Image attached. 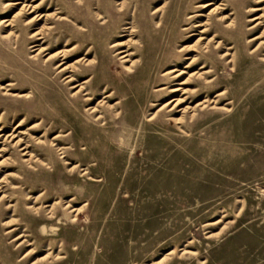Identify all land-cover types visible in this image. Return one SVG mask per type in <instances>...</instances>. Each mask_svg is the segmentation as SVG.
<instances>
[{"label":"rangeland","instance_id":"obj_1","mask_svg":"<svg viewBox=\"0 0 264 264\" xmlns=\"http://www.w3.org/2000/svg\"><path fill=\"white\" fill-rule=\"evenodd\" d=\"M13 1L0 0V18L10 19L17 12L19 5H11ZM49 1L43 11L59 10L67 24L58 16L48 20L52 27L46 31L43 44L52 49L47 53L64 48L67 40L78 35L80 27L89 29L83 39L92 42L67 59L60 56L56 62L46 64V57H30L35 53L27 45L30 28L21 16L12 27L0 24V148L5 147L0 152V161L5 159L0 162V196H7L0 199V264H264V63L258 59L264 51L251 58L248 44L241 40L237 70L219 66L217 74L210 76H218L217 88L210 96L226 87L225 96L215 109L197 110L192 117L185 114L178 125L168 119L171 112L167 109L149 119L171 98L169 93L157 95L149 86V72L154 64L164 60L161 50L155 49L157 39L158 46L171 35L180 40L178 44H192L197 35L190 34L198 32L193 25L206 17H210L209 22L221 39L231 42L240 37L239 33L224 28L214 14L206 15L210 7L200 6L208 0L188 2L191 11L185 10L183 17L194 15L196 19L186 20L177 28L172 23L181 0H126L138 7L136 29L143 28L129 46L138 68L135 75L128 77L121 59L109 46L114 34L120 40L128 37L124 27L129 25L136 8L131 6L125 15L128 18H123L116 12L114 0ZM219 2L225 4L224 14L246 31L244 38L262 31L264 17L261 25L255 27L251 26L258 20H247L261 13L249 8L262 7L264 2ZM164 3L163 15L158 13L151 18L153 8ZM48 5L51 7L46 9ZM102 7L111 11L113 19L105 28H99L102 20L96 15L99 11L109 16ZM231 11L233 15L229 14ZM77 12L76 23L71 15ZM157 20L163 21L165 27L159 32ZM41 24L42 20L35 26ZM10 31L22 40L18 46L14 34L4 38ZM77 43L72 40L68 46ZM92 44L97 58L91 60V52L87 60L92 63L85 65L82 61L72 69L79 81L94 77L88 85L93 94L91 104L102 99L101 89L106 83L124 99L119 122L105 105L100 107L109 123L108 128L102 129L100 122L86 116L82 97L70 96L69 85L63 80L66 73L56 75L59 69L55 68L60 61L69 63L84 55ZM185 61L183 56L175 62L182 68ZM7 83L10 85L5 86ZM195 84L196 81L191 86ZM72 117L80 124L72 127ZM62 125L64 134L71 135L57 143L68 146L67 161L81 165L74 171H69L70 165L64 163L55 147L48 152L36 143V138L43 139V133L52 138ZM113 128L117 130L115 139ZM10 133L19 135L44 162H54V168L36 164L35 171L26 173L23 166L16 165L18 161L22 164L19 151L12 146L16 137L3 140ZM85 167L89 173L81 171ZM22 177L24 182H19ZM42 191L34 202L33 197ZM70 197L71 206L79 208L73 221L62 207L57 210L56 219H31L27 204L41 206ZM12 204L13 210L8 206ZM6 221L14 223L11 227L17 226L18 230L5 233L11 228ZM41 224L46 227L42 233ZM51 226L55 227L54 232ZM20 233L26 235L12 241ZM56 253L59 258L54 259Z\"/></svg>","mask_w":264,"mask_h":264},{"label":"bare ground","instance_id":"obj_2","mask_svg":"<svg viewBox=\"0 0 264 264\" xmlns=\"http://www.w3.org/2000/svg\"><path fill=\"white\" fill-rule=\"evenodd\" d=\"M47 0H15L11 2V5L17 6L19 5V8L16 13L12 15L10 19H4L0 18V24H5V26H11L13 25V22L17 20L19 16H21L24 20V25L26 24L27 27H29L28 31V37H27V45L28 48H32L30 51L35 52L30 57L34 59L46 57L44 62L46 64H49L57 58L61 56L62 59H67L70 57L73 53L78 52L82 48H84L85 44H89V42L92 41H84V37L86 36V33L89 31V29H85L80 27L78 30V35L71 37V39L67 40V42L64 44V48L57 49L53 52H49L52 49V46H45L44 38L46 37V31L49 29V27H52L49 23V19H53L54 16L60 17L59 20L62 22H66L65 17L59 14V10L54 11H43V8L46 5ZM57 0H50L49 4H53L52 2ZM60 2H64V0H59ZM58 1V3H59ZM102 1V0H100ZM181 0L179 4V10L178 13L173 21V27L177 28L180 25H183L186 23V20H195L196 18H193L194 15H189L186 19L183 17V12L191 11V7L189 6L188 2H191L193 0ZM224 1V0H223ZM116 2L117 13L122 16L123 18H128L125 15L127 14L129 8L131 6L134 7L135 11L131 14L129 25H126L124 28L128 30V37L125 40L117 39L119 37L117 34L113 35V39L111 40L109 49L111 51H116V55L118 56V59H121L120 62H122V68L124 69L125 74L129 77L132 75H135L137 73V63L136 60L133 59L134 52L130 50V44L133 39L134 35H141L143 28L139 27L136 29L137 20L140 17L138 14V7L136 4H130L127 3L126 0H114ZM256 2H264V0H256ZM217 0H208L201 4V8H209V11L206 15L214 14L217 16V20L220 21V24H223V27L228 29L230 28L234 32L236 31L239 33L240 37L233 38L231 42H229L226 38H219L218 34L216 33V30L213 29V24L209 22L210 17H206L205 21L198 22L193 25L195 27V31H198L197 34L192 32L190 35H197V38H195L194 42L192 44H178L179 39L177 37L167 36L164 43L158 46L159 40L156 41V48H159L164 55V60H161L160 62L154 64L152 67L151 75V84L149 86L154 87V92H156L157 95H165V93H169L170 97L168 100L163 102L159 108L152 113L151 118L156 116L159 111L166 110L170 111L168 119L172 122L176 123L177 125L183 122V119L185 117V114H188L189 117H192L195 115L197 110H201L204 108L208 109H215L216 105L218 104L219 99L222 96H225L226 93V87L221 88L214 96H210L209 94L213 92L212 90L217 88V80L218 76L210 78L211 75L217 74V68L220 66L224 69L227 67L231 71H236L239 67V59H241L239 56L242 54V51L239 50L241 47V40H243L244 45L248 44L246 46L247 53L249 57H254L255 54L264 51V25H262L263 29L262 31L253 37L250 38H244L246 31H241L240 25L235 22L234 18H231L230 16H227L224 14V11L226 9L225 4H222V2L217 3ZM10 4V3H8ZM60 4V3H59ZM139 4V3H138ZM137 4V5H138ZM7 5V4H6ZM51 6H46V9H49ZM103 8V7H102ZM166 8L165 3L161 6L153 8L151 12V18H155L158 13H164V10ZM228 8V7H227ZM252 10H261V13L257 16L249 18L247 21L252 22L255 20H258L255 25L251 27H255L256 25H261L262 22L261 19L264 17V5L262 7H250ZM104 12H107L109 15L104 16L99 11L96 12L97 18L101 19L102 21L99 24V28H105L106 26L111 25L112 22V15L111 11L109 9H104ZM230 15L234 14L232 11L229 13ZM197 16V15H196ZM72 20L77 23L79 19V13L77 12L71 15ZM161 19H163V16H161ZM42 20V24L40 26H35L39 23V21ZM67 24V22H66ZM117 27V26H116ZM156 27L158 29V32L163 30L164 23L156 21ZM248 28V29H251ZM198 28V29H197ZM34 29V30H33ZM188 28H183L182 30ZM211 29H213V33L207 37L208 33L211 32ZM248 29H245L248 31ZM10 30V29H9ZM8 30V31H9ZM222 33V30H219ZM116 32H120L117 30ZM11 34H14V40L16 41V46L19 45V43L22 42V40H19L18 34L16 32H8V34L4 35V38H9ZM243 37V38H242ZM122 38V37H121ZM72 40H77V44H73L72 46H68ZM24 41V40H23ZM40 41V42H39ZM257 41L256 45L254 47L252 46V43ZM178 42V43H176ZM158 46V47H157ZM80 52V51H79ZM93 52L94 56L91 60H95L97 58V51L95 50L94 44L87 47V50L85 51L84 55L78 57L73 62L65 63V62H58L55 66L56 69H59L56 73V75L61 76L62 74H65L63 77L64 84L69 85L70 89V96L74 97L76 99H79L82 97L83 103H84V112L86 116L93 118L94 122H100V128H108L109 123L106 122V115L104 112L100 111V107L105 105L107 109L114 113V119L115 122H119L121 115H122V105L124 103V99L119 98V93L117 90L111 86L110 83H106L105 86L101 89V94H103L102 99H100L95 105H92L93 101V94L90 91L88 85L92 80L94 79L93 76H88L84 78L83 80L79 81V77L72 71L74 67L78 63L86 62L85 65H89L92 63V61L88 59V55ZM214 52L215 55H211V53ZM193 53V54H192ZM190 54V55H189ZM184 56L185 64L182 68H178L177 63L175 62L176 59L181 58ZM91 58V57H90ZM43 59V58H42ZM61 59V60H62ZM262 63H264V54H261L258 58ZM200 61V62H199ZM56 62V61H55ZM127 62L129 64H127ZM169 62H174L171 64V67L164 68ZM183 62V61H182ZM96 63H98L96 61ZM198 68L195 70L190 71L189 69L192 67H195L197 64ZM138 68V67H137ZM160 71L161 74H159ZM184 76V78H183ZM148 77V76H147ZM143 80V78H142ZM176 81L175 84H170L173 81ZM196 81V84L194 86H191V83ZM74 82V83H73ZM148 82V81H146ZM167 84V85H166ZM169 84V85H168ZM10 85V83H7L5 86ZM5 86H1V88H5ZM141 86V85H140ZM148 86V84H147ZM143 87V86H142ZM141 87V88H142ZM7 90H10L7 89ZM210 90V91H209ZM203 92L205 94L202 96ZM149 94V93H148ZM147 96V95H146ZM27 97V96H26ZM145 98V97H144ZM195 100V103L192 104V99ZM112 100H115L113 103H111ZM144 100V99H143ZM222 100V99H221ZM94 102V101H93ZM220 102V101H219ZM222 106V105H221ZM226 108V107H225ZM178 112L180 113V116H175L174 113ZM131 116V115H130ZM72 127L73 125L80 124L78 120H76L74 117H72L71 122L69 123ZM130 124V123H129ZM19 125V124H18ZM33 126H31L29 129H31ZM64 125H62V129L59 130L58 133H56L52 138H49L47 135L44 136V133L42 135L43 139L36 138V143L43 145V147L49 152L52 147H55L56 150L59 151L60 158L64 159V163L70 165L69 171H74L76 167H80L81 165L79 163H70L65 158L67 156V145L59 144L57 143L59 139L64 138L63 141H66L69 135H71V132L64 134ZM2 129V128H1ZM90 129V127H89ZM91 131V130H90ZM31 134V133H30ZM112 138L115 139L117 130L116 128H113L112 130ZM51 136V135H50ZM62 136V137H61ZM16 137V140L12 142V146L15 147L20 153V161L22 164L18 161L16 165L23 166L25 168V172H31L35 171L36 164H39L41 166L46 165L47 168L51 167L54 168L55 163L54 162H44L43 159L38 157L32 153L30 148V145L27 142H22V138L19 135H14L13 133L7 134V137L5 136L3 140L11 138L10 141H12ZM124 141H122L123 145ZM5 147L0 148V152H3ZM35 152V151H34ZM19 155V154H18ZM0 162H5V159H2ZM89 170V169H88ZM28 171V172H27ZM81 171L83 173H89L87 171V167L82 168ZM24 178H21V181L24 182ZM1 181V179H0ZM11 183V182H10ZM13 184V183H11ZM14 185V184H13ZM13 187H16L15 185ZM44 193L43 191L34 196L33 200H37V197L42 195ZM7 196L3 193L0 196V199H3ZM71 202H73V198L70 197L66 201H63L61 199H58L57 201L51 203V204H42L41 206H35V204H27V208L32 212V215L30 216L31 219L34 222H37L38 220H42L43 217L48 218H57L56 212L60 207L62 209H66L65 214H68V217L70 219V222L75 219L76 213L79 211L78 207L71 206ZM58 205V206H57ZM63 205H65L63 207ZM9 207L13 208L12 205H8ZM7 207V206H6ZM73 212H75L73 214ZM8 220V219H7ZM7 224V227H11L12 225H15L14 223H9L8 221L4 222ZM45 225L41 224L40 226V232H45ZM17 226H13L6 230L5 233H12L17 231ZM51 232L55 231V227H50ZM26 231L25 229L23 230ZM26 234L20 233L19 235L15 236L12 241H18L22 236H25ZM30 251V250H29ZM28 251V252H29ZM26 252V253H28ZM49 254V253H48ZM26 255V254H25ZM24 255V256H25ZM23 256V257H24ZM44 257V256H43ZM54 259L59 258V254L56 253L53 255ZM30 264H36L35 261L31 262Z\"/></svg>","mask_w":264,"mask_h":264}]
</instances>
